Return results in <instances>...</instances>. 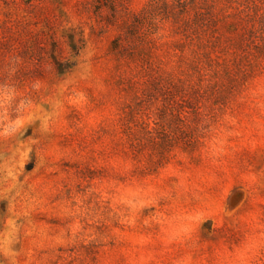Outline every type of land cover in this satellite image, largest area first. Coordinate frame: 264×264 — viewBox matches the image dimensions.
I'll return each mask as SVG.
<instances>
[{"label": "rangeland", "instance_id": "374dc122", "mask_svg": "<svg viewBox=\"0 0 264 264\" xmlns=\"http://www.w3.org/2000/svg\"><path fill=\"white\" fill-rule=\"evenodd\" d=\"M0 264H264V0H0Z\"/></svg>", "mask_w": 264, "mask_h": 264}]
</instances>
